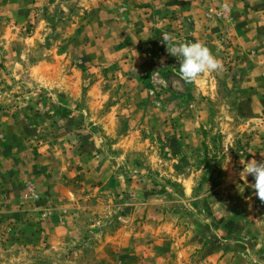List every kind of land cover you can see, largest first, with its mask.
<instances>
[{"label":"rangeland","instance_id":"obj_1","mask_svg":"<svg viewBox=\"0 0 264 264\" xmlns=\"http://www.w3.org/2000/svg\"><path fill=\"white\" fill-rule=\"evenodd\" d=\"M173 1L0 0V113L63 151L76 196L41 201L31 182L0 181V264H123L104 245L119 239L138 264L156 262V242L189 246L186 264H264V203L240 177V161H264V49L227 30L191 35L199 6ZM222 1L201 19L230 22ZM164 33L202 38L223 71L185 82ZM121 49V76L90 63Z\"/></svg>","mask_w":264,"mask_h":264},{"label":"crops","instance_id":"obj_2","mask_svg":"<svg viewBox=\"0 0 264 264\" xmlns=\"http://www.w3.org/2000/svg\"><path fill=\"white\" fill-rule=\"evenodd\" d=\"M211 1L213 3H218L219 0L173 1L174 4H177L175 7H178L182 10L193 9L199 6V9L197 8V11H199V16L196 17L197 25L191 35H198L200 37L201 29H207V31H210V35H216L218 32L215 31L220 32L227 30L231 34L235 35L237 40L247 42L251 39L257 38L259 44H261L260 46L264 49V0H221L222 2L231 3L232 19L228 23L220 20L204 22V20L201 19L202 15L200 14L202 13L203 6L205 4H212ZM173 3L171 2L170 4ZM143 29L144 28H141L139 32L143 31ZM133 37H138V34L134 32V36H132V39L129 43H132V40L138 41V39L134 40ZM144 37L145 36H143V38ZM201 40L202 38L199 39V41ZM121 51H124V49L120 50V54H118L116 51L105 52V50H102L97 52V54L92 57V61L90 63L95 62L98 64L100 63L102 57L105 63L104 67L106 69L107 75L112 77L121 76L125 73L127 65L129 64L124 62L126 59H128L124 54L126 51ZM136 57L137 60H139L140 56L136 55ZM139 62L141 63L143 61L139 60ZM144 71L146 70H144L143 67H137L135 69L136 74H139L140 72L142 73ZM136 81H138V79ZM136 81L134 80L132 83H135ZM25 128L21 126L19 122H14L12 119H10L6 113H0V181H2V184L4 182L9 183L10 180H13L15 182L12 184L13 187L17 185L20 187L21 185L23 188L26 182H31L36 193H38V195L41 197V201L49 198L54 199L55 201H63L67 200L69 195L75 199L76 196L72 192L73 181L75 179L73 176L74 164H72L71 161L65 157V154L62 150H58L52 146L48 147L47 145L41 143L37 144L32 140L30 141V136L27 132V129ZM84 170L86 169L84 168ZM96 171L97 174L101 172L99 168H96ZM90 172L91 170L89 173ZM88 175L89 174L87 172V176ZM109 176L110 175L103 178L107 180ZM114 177L115 176L113 173L109 180H112ZM88 181L89 182H86L88 185L93 182L91 180ZM79 183L85 184L83 181H79ZM59 186L62 187V190H58ZM18 194L20 195V193ZM6 197L7 199H13V194H6ZM55 218H52V220H55ZM104 245L105 248L120 253V257H128H123L124 259H121V262H124L123 264H126L127 261H130L129 264H138V260L135 258L137 247H134L133 250V247L129 245V243H124L121 241V239L114 240L111 243L105 242ZM154 246L157 248V259L153 264H186L187 260L189 261L191 252L186 251L189 249V246H184L181 243L178 244L173 242H156ZM173 249L180 250L178 251L179 256L170 258L161 256V252L170 253V251ZM126 251L129 253L128 256L126 255L128 254ZM181 255L183 258L180 257ZM225 255L227 257L231 256L227 253H225ZM112 259H115V257ZM112 259H105L102 264H113L114 261H112ZM231 264L233 263L231 262ZM246 264H248V261H246Z\"/></svg>","mask_w":264,"mask_h":264},{"label":"clouds","instance_id":"obj_3","mask_svg":"<svg viewBox=\"0 0 264 264\" xmlns=\"http://www.w3.org/2000/svg\"><path fill=\"white\" fill-rule=\"evenodd\" d=\"M163 40L167 46L170 55L181 58L179 66V75L182 80L187 83H196L197 80L208 76L212 73L223 71L222 61L213 55L211 50L200 41L176 43L174 37L168 33L163 34ZM264 156V155H262ZM243 170L240 177L252 176L254 183L251 187L255 191V195L264 203V161L252 159L246 163L240 161Z\"/></svg>","mask_w":264,"mask_h":264}]
</instances>
